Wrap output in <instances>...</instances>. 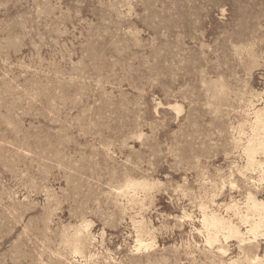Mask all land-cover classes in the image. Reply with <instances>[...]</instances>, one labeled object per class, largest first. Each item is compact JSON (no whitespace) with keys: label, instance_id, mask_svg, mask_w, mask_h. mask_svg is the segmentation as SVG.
I'll use <instances>...</instances> for the list:
<instances>
[{"label":"rangeland","instance_id":"obj_1","mask_svg":"<svg viewBox=\"0 0 264 264\" xmlns=\"http://www.w3.org/2000/svg\"><path fill=\"white\" fill-rule=\"evenodd\" d=\"M263 105L264 0H0V264H264L200 213L264 200Z\"/></svg>","mask_w":264,"mask_h":264},{"label":"bare ground","instance_id":"obj_2","mask_svg":"<svg viewBox=\"0 0 264 264\" xmlns=\"http://www.w3.org/2000/svg\"><path fill=\"white\" fill-rule=\"evenodd\" d=\"M173 50V49H172ZM101 60V59H100ZM258 61V60H257ZM252 63V62H251ZM252 65V64H251ZM181 89V88H180ZM47 92V91H46ZM49 94V93H48ZM260 95V94H258ZM53 96V95H52ZM213 97V96H212ZM259 97V96H258ZM261 98V97H259ZM216 99V98H215ZM253 104V103H252ZM250 109V108H248ZM252 109V108H251ZM253 117L254 119L252 120L253 121V126H254V131H252V135L249 137V139L247 140V143L246 145L244 146L243 148V153L246 154V165H247V168L248 166L251 167V168H258L259 171L258 173L260 172V178L259 180L260 181H263L264 182V157H263V160H258L257 159V154H263L264 155V105L261 106V107H253ZM243 114V113H242ZM243 119V118H242ZM247 120V119H246ZM245 124H247L246 121H244ZM243 122V126L245 125ZM250 122V121H249ZM239 123V122H238ZM8 124V123H7ZM92 124V122H91ZM93 125V124H92ZM239 125V124H238ZM241 125V123H240ZM239 125V126H240ZM239 126H237V128H239ZM242 126V127H243ZM250 126V125H249ZM248 126V127H249ZM12 127V126H11ZM247 128V127H246ZM241 129V128H240ZM250 129V128H249ZM252 129V128H251ZM240 132V131H239ZM198 133V132H197ZM243 133V132H242ZM246 133V132H245ZM240 135V133H239ZM239 137V136H238ZM238 139V138H237ZM236 140V139H235ZM239 141V140H238ZM242 141V140H241ZM232 142V141H231ZM236 143V142H235ZM239 143V142H238ZM241 143V142H240ZM233 146V145H232ZM243 147V145H242ZM241 147V148H242ZM235 148V147H234ZM16 149V148H15ZM235 150V149H234ZM22 151V150H21ZM242 152V150H241ZM57 153V152H56ZM60 153V152H59ZM196 159V158H195ZM198 164V163H197ZM245 164V163H244ZM192 165V163H191ZM59 166V165H58ZM242 166V165H241ZM240 166V167H241ZM245 166V165H244ZM239 171V170H238ZM244 171V169L242 170ZM248 171V170H247ZM257 171V169H256ZM114 172V171H113ZM127 172V171H126ZM240 172V171H239ZM125 173V171H124ZM242 173V172H241ZM244 174V172H243ZM24 175V174H23ZM112 175V174H111ZM234 176V175H233ZM112 177V176H111ZM110 179V178H109ZM124 179H125V176H124ZM251 179V178H250ZM153 180V179H152ZM152 180H147V179H129L127 182H126V185H125V192H128L129 190H133V191H136V190H139L141 189L142 191L143 190H147L152 188V186L154 184H156L155 182H152ZM252 180V179H251ZM254 180V179H253ZM120 181V180H118ZM156 181V180H154ZM159 181V180H158ZM157 181V182H158ZM225 182V181H224ZM227 182V181H226ZM159 184V183H158ZM260 185V184H259ZM232 186V185H231ZM255 187V186H254ZM155 188V187H154ZM261 188V187H260ZM140 190V191H141ZM248 190V189H247ZM47 191V190H46ZM190 191V190H189ZM193 192V191H192ZM50 194V192H48ZM52 194V193H51ZM115 195V194H114ZM146 195V194H145ZM190 195V194H189ZM144 196V194H143ZM184 196V195H182ZM47 197V196H46ZM135 197V196H134ZM139 197V196H138ZM188 197V196H187ZM186 197V198H187ZM193 197V196H192ZM129 198V197H128ZM144 198V197H143ZM184 198V197H183ZM54 199V198H52ZM136 199V198H134ZM122 200V199H121ZM113 201V200H112ZM132 201V200H131ZM130 201V202H131ZM144 201V200H142ZM240 202V201H239ZM117 203V202H116ZM242 203V206L239 205L234 202L232 204H228L226 205L225 202L223 204H225L224 206L226 207V210H230L232 209V211H234V215L237 216L236 218L239 219V221H241L246 229L245 231H242L233 221L230 217H225V216H222L220 215L219 213H216L215 211H207L205 208L203 207H200V210H201V223L204 225L205 229L208 230V235H207V242L211 243V242H214V241H217L218 240V234L219 233H222L223 236H224V239H228V238H236L237 240H239V242L243 243L245 242V240H249L251 241L249 238H246L250 235V237H252V241L253 240H256L257 237L259 236V234L262 232V227L264 226V200L263 199H260L258 198L257 196H255L254 194H252L251 192H248L247 195L245 196L243 202L241 201ZM239 203V204H241ZM131 204V203H130ZM139 204V203H138ZM222 204V206H223ZM50 205V204H49ZM52 205V204H51ZM115 205V204H114ZM217 205V204H216ZM48 206V205H47ZM129 206V205H128ZM140 206V204H139ZM92 207V206H91ZM48 208V207H47ZM51 208V207H50ZM222 208V207H221ZM244 208V209H243ZM129 209L131 210V208L129 207ZM242 209V210H240ZM52 210V209H50ZM49 210V211H50ZM125 210V209H124ZM222 210V209H221ZM224 210V208H223ZM46 211V210H45ZM182 211V210H181ZM185 211V210H184ZM47 212V211H46ZM231 212V211H230ZM50 213V212H49ZM53 213V212H51ZM183 213V211H182ZM47 214V213H46ZM132 214V213H131ZM137 214V213H136ZM142 214V213H141ZM193 214V213H192ZM230 214V213H229ZM134 215V214H133ZM132 215V216H133ZM186 215V214H185ZM48 216V215H47ZM51 216V215H50ZM49 216V219L51 218ZM131 216V217H132ZM143 216V214H142ZM43 217H46V216H43ZM109 217V216H108ZM131 217H129V220L131 219ZM136 217V216H135ZM140 217V216H139ZM86 218V217H85ZM145 218V217H143ZM47 219V217H46ZM48 219V220H49ZM142 219V218H141ZM185 219H186V216H185ZM196 219V218H195ZM86 220V219H85ZM136 220V219H135ZM90 221V220H89ZM113 221V220H112ZM133 221V220H132ZM144 221V220H143ZM146 221V220H145ZM50 222V221H48ZM79 222V221H78ZM110 222V221H109ZM131 222V221H130ZM82 223V221H81ZM80 223V224H81ZM87 223V222H86ZM90 223V222H89ZM93 223V222H92ZM144 223V222H142ZM50 224V223H48ZM78 224V223H77ZM79 224V225H80ZM85 224V223H83ZM136 224V223H135ZM138 224V223H137ZM136 224V225H137ZM141 224V223H140ZM139 224V225H140ZM46 225V223H45ZM70 225V224H69ZM92 225V224H91ZM150 225V224H149ZM202 225V227H203ZM82 226V225H80ZM79 226V227H80ZM86 226V225H85ZM151 226V225H150ZM153 226V225H152ZM48 227V231L49 230V225L47 226ZM46 227V228H47ZM194 227V226H193ZM201 227V228H202ZM81 228V227H80ZM66 229V228H64ZM136 229V228H135ZM138 229V228H137ZM155 229V228H154ZM244 229V227H243ZM71 230V228H70ZM73 230V229H72ZM197 230V229H196ZM67 231V229H66ZM69 231V229H68ZM84 231V229H83ZM199 231V230H198ZM210 231V233H209ZM75 232V239H71L73 242L71 243L72 244V249L75 253H81L82 252V248L83 246L80 244V242L78 243V241H81V238L79 235L82 234L81 230L78 229L77 231H74ZM81 232V233H80ZM105 232V231H104ZM138 232V231H137ZM151 232V231H150ZM149 232V233H150ZM205 232V231H204ZM140 233V232H138ZM134 234H135V231H134ZM137 234V233H136ZM153 234V233H152ZM248 235V236H245V235ZM64 236V235H63ZM140 236V234H139ZM136 237V236H135ZM153 239V238H152ZM137 240V237L136 239ZM69 241V240H67ZM138 243H139V247L140 246H147L146 244H143L144 242H142L141 238L138 237ZM150 241V240H149ZM136 242V241H135ZM263 242V241H262ZM70 243V242H69ZM151 243V242H150ZM216 244V243H215ZM245 244V243H244ZM152 245V244H151ZM65 245H63V248H64ZM59 247V246H58ZM57 247V248H58ZM66 247V246H65ZM63 248H62V251H63ZM145 248V247H144ZM66 249V248H65ZM64 249V251H65ZM211 249V248H210ZM57 250V249H56ZM68 250V249H67ZM66 250V251H67ZM59 251V249H58ZM56 251L57 253H61L60 251L58 252ZM219 251L224 253L225 250L223 248V246H220L219 247ZM71 252V251H70ZM73 253V252H71ZM110 254V253H109ZM55 255V254H54ZM58 255V254H56ZM66 255V254H65ZM64 255V256H65ZM69 255V254H67ZM75 256V254H73ZM84 256V255H83ZM61 257V256H60ZM69 257H72L71 254ZM58 258V257H57ZM63 259V258H62ZM74 259V258H73ZM90 259V258H89ZM65 260V259H64ZM76 261V260H75ZM213 261V259H212ZM247 261V260H246ZM72 262V260H71ZM252 262V261H251ZM41 263V262H40ZM58 263V262H57ZM223 263V262H222ZM253 264H262V259L261 257L259 256H255L254 257V260H253Z\"/></svg>","mask_w":264,"mask_h":264}]
</instances>
